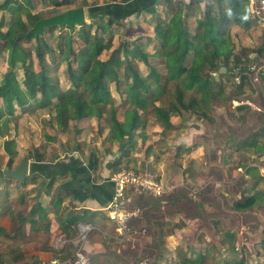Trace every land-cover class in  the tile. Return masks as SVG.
I'll return each mask as SVG.
<instances>
[{
    "label": "rangeland",
    "instance_id": "rangeland-1",
    "mask_svg": "<svg viewBox=\"0 0 264 264\" xmlns=\"http://www.w3.org/2000/svg\"><path fill=\"white\" fill-rule=\"evenodd\" d=\"M69 1L70 5L53 11L41 0H34L33 12H42L43 17H48L84 2L89 4L84 6L88 11L92 4L103 5L110 0ZM170 1L173 8L179 2H184ZM201 8L204 6L201 5ZM155 9L160 21H167L169 8L165 0H158ZM142 14L137 19L131 17L112 27L113 48L120 43H126L128 48L141 44V50L149 54V65L163 76V59L154 55L160 44L154 37L155 24L148 13ZM2 16L8 22L9 14L0 12V18ZM249 19L251 27L248 30L233 24L227 26L234 54L243 63L246 62V55L250 58L248 66L252 72L249 73L244 94L232 102L214 101L208 119L182 112L172 116L173 127L162 132L154 124V117L149 115L146 128L137 131L128 145L123 147L119 141H108L103 119L69 121L68 126L59 128L53 114L46 108L37 111L29 108L26 111L17 110L20 115L8 123L7 136L0 133V199L8 185V180L3 176L8 170L6 163L9 159L3 149L6 139H12L13 147L18 150L12 167L27 156L31 160L36 159L37 154L46 161L71 156L83 160L92 157L96 162L97 174L104 172L110 181L118 173H137L151 176L161 188L158 198L132 190L126 193V211L138 214L135 225L143 233L120 242L109 237V243L104 245L109 255L111 251L115 255L113 260H107V264H175V261L181 260L176 253L197 255L202 249L210 253L206 264H231L241 258L245 264H262L258 256L262 250L261 241L264 240V208L253 207L244 212L232 208L243 196H250L255 191L264 194V180L258 181L242 167H254L257 169L255 175L264 178V154H254L252 146H243L248 138L264 126V55L257 57L252 51L261 45L263 31L252 15ZM90 22L87 12L86 24ZM188 22L192 23L190 19ZM190 24V32L193 33L194 25ZM74 28L70 32L66 27H56L43 33L52 49L50 54H45L43 62L49 78L58 84L61 91H65L70 82L67 64L60 58L58 46L68 36L72 39L74 50L80 47V27ZM88 31L93 33L92 30ZM146 38L152 41L147 42ZM34 45V41L23 43L31 50ZM109 53L105 52L101 59H106ZM5 59L6 53L0 56V80L7 70ZM33 62L37 71L36 59ZM133 64L143 76L150 72L149 66L137 61ZM224 73L226 70L218 71L215 74L217 80ZM221 81L225 87V98H233L237 80L223 77ZM171 89L172 86L168 87V90ZM110 91L117 107V117L121 120L127 104L122 102L113 83L110 84ZM260 140L263 139L260 137ZM22 184L19 181L14 183L16 187ZM229 243L235 248L233 254L229 251Z\"/></svg>",
    "mask_w": 264,
    "mask_h": 264
},
{
    "label": "trees",
    "instance_id": "trees-1",
    "mask_svg": "<svg viewBox=\"0 0 264 264\" xmlns=\"http://www.w3.org/2000/svg\"><path fill=\"white\" fill-rule=\"evenodd\" d=\"M33 1H0V12L9 14L8 22H5L4 16L0 18V56L6 53L7 65L0 80L2 135L7 136L8 123L20 115L17 110L26 111L29 108L37 111L46 108L53 114L59 128L68 126L69 121L103 119L108 141H119L124 147L137 131L146 128L149 115L154 117V124L165 132L173 127L171 117L174 115L186 112L208 119L214 101L232 102L244 94L249 73L252 72L248 66L250 58L246 55L247 63H243L234 54L227 26L233 24L243 30L251 27L249 0H188L187 3L179 2L175 8L170 0H165L169 8L165 22L160 21L156 10L148 11L155 24L154 37L160 41L154 55L163 59V76L155 67L149 65V54L141 50V44L128 48L126 43H120L112 48L113 37L110 29L120 25L127 17L140 14L146 4L131 0H110L103 5L92 4L87 11L91 22L79 28L80 47L74 50L72 39L68 36L58 46L60 58L67 64L66 71L70 82V88L65 91H61L58 84L49 78L43 62L45 54L52 52L43 33L56 27L43 29L38 35H27L37 21L50 17H43L42 12L34 13ZM41 1L53 11L70 5L69 0ZM87 5L89 4L84 2L74 8ZM155 5H158V1ZM189 24L194 25L193 33L190 32ZM74 29L67 31L72 32ZM85 29L92 30L93 33L90 34ZM262 31L261 45L252 50L257 57L264 55L263 28ZM107 32L110 34L104 38ZM31 41L35 42L32 50L23 46V43ZM150 41L147 38V42ZM109 51L108 57L101 59ZM34 59L37 62V71L34 68ZM134 61L149 66L150 72L143 76L134 66ZM220 68H224L226 73L220 74L219 80H216L215 74ZM223 77L237 80L234 83L233 98L228 100L224 96L225 87L221 81ZM112 83L116 93L122 97V102L127 104L121 120L117 117V107L110 91ZM170 86L172 89L168 90ZM13 143L12 139L3 142L4 152L9 157L7 169L12 168L18 154ZM245 145L252 146L254 154H264V126L257 134L248 138L243 143ZM36 158L44 161L39 154ZM93 167L96 169L95 160ZM242 167L258 181L264 180L263 177L255 175L256 168ZM3 176L6 180H11L5 173ZM253 207L264 208L263 193L255 191L250 196H243L232 206L237 212ZM227 237L231 238L229 234ZM261 243L262 250L258 257L264 264V240ZM229 251L235 253L232 244ZM187 253H176L181 260L175 261V264H206V258L210 257V253L204 249L197 255ZM231 264L245 263L241 258Z\"/></svg>",
    "mask_w": 264,
    "mask_h": 264
},
{
    "label": "crops",
    "instance_id": "crops-1",
    "mask_svg": "<svg viewBox=\"0 0 264 264\" xmlns=\"http://www.w3.org/2000/svg\"><path fill=\"white\" fill-rule=\"evenodd\" d=\"M131 1L145 3L146 7L126 19H137L154 10L158 0ZM26 159L29 171L22 186L16 187V180L10 178L0 199V264L71 258L80 242V225L91 228L84 244L90 263L107 264V260H113L114 252L109 255L104 244L109 243V237L119 242L120 238L104 209L114 187L104 172L97 174L93 158L71 156L40 161L27 156Z\"/></svg>",
    "mask_w": 264,
    "mask_h": 264
},
{
    "label": "built area",
    "instance_id": "built-area-1",
    "mask_svg": "<svg viewBox=\"0 0 264 264\" xmlns=\"http://www.w3.org/2000/svg\"><path fill=\"white\" fill-rule=\"evenodd\" d=\"M250 14L264 29V0H249ZM113 195L104 209L108 218L115 226L120 240H128L140 233V227L135 225L138 220V214L135 212H127L125 208L126 193L132 190L138 194H145L158 198L160 196L161 188L154 182L149 175H140L137 173H118L113 179ZM134 219V220H132ZM91 228L89 226H79V245L71 258L52 259L49 261L38 262L34 264H91L89 257L85 253V242ZM26 264V263H23ZM28 264V263H27ZM141 264H146L142 262Z\"/></svg>",
    "mask_w": 264,
    "mask_h": 264
},
{
    "label": "water",
    "instance_id": "water-1",
    "mask_svg": "<svg viewBox=\"0 0 264 264\" xmlns=\"http://www.w3.org/2000/svg\"><path fill=\"white\" fill-rule=\"evenodd\" d=\"M87 23V14L83 6L67 10L63 13L50 16L48 18L41 19L37 21L28 34L38 35L43 29H48L50 27L58 28H74L81 27ZM224 68H220L219 72H224ZM217 80V75H215ZM29 171V161L26 158H23L19 164H17L13 169L6 170L5 176L13 180L24 182Z\"/></svg>",
    "mask_w": 264,
    "mask_h": 264
}]
</instances>
